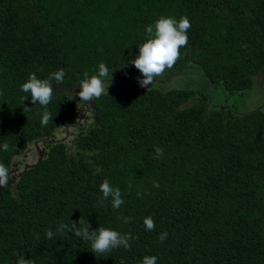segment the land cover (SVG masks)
<instances>
[{
  "label": "trees",
  "instance_id": "1",
  "mask_svg": "<svg viewBox=\"0 0 264 264\" xmlns=\"http://www.w3.org/2000/svg\"><path fill=\"white\" fill-rule=\"evenodd\" d=\"M160 16L191 23L165 75L198 74L227 99L264 76V0H0V146L9 145L0 163L10 170L0 264L21 255L29 264H141L145 255L156 264H264V108L212 107L157 78L135 86L128 75L141 73L130 61ZM101 63L112 71L108 95L79 101V82ZM59 69L64 82L52 81L53 118L43 126V108L20 85ZM105 179L122 191L119 209L98 203ZM80 217L90 230L130 233V249L96 256L73 233L46 238Z\"/></svg>",
  "mask_w": 264,
  "mask_h": 264
},
{
  "label": "clouds",
  "instance_id": "2",
  "mask_svg": "<svg viewBox=\"0 0 264 264\" xmlns=\"http://www.w3.org/2000/svg\"><path fill=\"white\" fill-rule=\"evenodd\" d=\"M190 27L191 23L186 16H181L179 19L170 16H160L153 23L145 26L147 38L139 44L138 55L130 61L141 73V77L138 78V83L141 87L147 89L156 78L162 77L166 70L175 66L180 59V49L188 44L187 31ZM111 74L112 71L110 73L105 64H99L96 74L91 76L88 73L84 74V78L78 84L79 91L75 93V96L79 97V101L90 103L104 95H108L107 88L111 83ZM64 77L65 72L63 69L50 73L46 79H40L35 73H30L27 80L20 85V89L24 93L29 94L25 99L30 98L32 105L39 104L43 108L41 116V124L43 126H47L48 122L53 118V115L47 110L53 98L52 81L63 83ZM0 147L4 151L9 150L7 142ZM154 151V159L163 157V149L161 147L157 146ZM9 178V168L4 163H0V188L7 187ZM128 188L129 190L131 189V184L128 185ZM99 191L102 193V197L98 200L101 206L109 199L113 209H119L124 204L121 189L113 187L107 179L101 182ZM137 196L142 198L140 192H137ZM118 219L128 223L130 217L120 216ZM143 224L146 231H151L155 228V223L151 216L144 217ZM66 231L88 242L90 245L89 250L96 256L97 254L103 256V254L115 248L130 249L129 241L133 238L130 233L121 234L106 227L90 230L87 220L81 217L78 225L76 222H72L71 225L61 223L57 226L56 232L46 229L45 236L47 239L53 240L57 233L62 235ZM166 238L167 232H161L159 240L163 242ZM156 262V256L145 255L141 264H156ZM17 264H29V259H25L21 255L17 259Z\"/></svg>",
  "mask_w": 264,
  "mask_h": 264
},
{
  "label": "rangeland",
  "instance_id": "3",
  "mask_svg": "<svg viewBox=\"0 0 264 264\" xmlns=\"http://www.w3.org/2000/svg\"><path fill=\"white\" fill-rule=\"evenodd\" d=\"M131 75V76H130ZM130 79H134L137 87H141L138 83V78L141 77V74H134L133 72L129 75ZM172 76V75H171ZM163 75L157 79L162 80L167 88L175 89H185L193 90L200 92L207 96L209 103L212 107H227L231 106L237 112H247L256 108H264V76H259L255 79L254 88L247 91L242 96H236L228 98L225 96L224 92L219 87L210 86L208 81L199 76L198 74L193 75H182V76H173ZM171 78L169 81H166L165 78ZM127 81H130L129 77L126 78ZM128 85V83L126 84ZM150 84L148 87H151ZM144 89V87H141ZM264 110V109H263ZM28 151V150H27ZM32 157V155H30ZM29 156V157H30ZM27 161V160H26ZM29 162V161H27ZM25 161L22 163L24 167Z\"/></svg>",
  "mask_w": 264,
  "mask_h": 264
},
{
  "label": "flooded vegetation",
  "instance_id": "4",
  "mask_svg": "<svg viewBox=\"0 0 264 264\" xmlns=\"http://www.w3.org/2000/svg\"><path fill=\"white\" fill-rule=\"evenodd\" d=\"M36 150H38L37 147H36ZM27 152H29V151H27ZM29 156H30V155H29ZM33 158H34L33 156H32V157L30 156V157H28L27 161L31 162ZM29 162H27V163H29Z\"/></svg>",
  "mask_w": 264,
  "mask_h": 264
},
{
  "label": "water",
  "instance_id": "5",
  "mask_svg": "<svg viewBox=\"0 0 264 264\" xmlns=\"http://www.w3.org/2000/svg\"><path fill=\"white\" fill-rule=\"evenodd\" d=\"M37 148H38L39 158H40L41 157V153H40L39 147H37ZM29 165H33V164H29ZM25 167H27V166H25Z\"/></svg>",
  "mask_w": 264,
  "mask_h": 264
}]
</instances>
